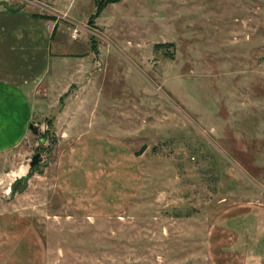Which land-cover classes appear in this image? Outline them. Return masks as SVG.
Returning a JSON list of instances; mask_svg holds the SVG:
<instances>
[{
    "label": "rangeland",
    "instance_id": "374dc122",
    "mask_svg": "<svg viewBox=\"0 0 264 264\" xmlns=\"http://www.w3.org/2000/svg\"><path fill=\"white\" fill-rule=\"evenodd\" d=\"M0 5L84 59L30 83L0 151V264H240L219 226L264 213V0Z\"/></svg>",
    "mask_w": 264,
    "mask_h": 264
},
{
    "label": "crops",
    "instance_id": "0c3cea01",
    "mask_svg": "<svg viewBox=\"0 0 264 264\" xmlns=\"http://www.w3.org/2000/svg\"><path fill=\"white\" fill-rule=\"evenodd\" d=\"M34 15L49 18L44 13L6 10L0 5V151L14 147L30 127V83L45 77L58 64H74L76 77L82 72V57H71L54 47L53 21ZM255 210L220 221L221 230L234 233L228 252L240 256L241 261L235 263L264 264V213L255 214Z\"/></svg>",
    "mask_w": 264,
    "mask_h": 264
},
{
    "label": "trees",
    "instance_id": "16d2710c",
    "mask_svg": "<svg viewBox=\"0 0 264 264\" xmlns=\"http://www.w3.org/2000/svg\"><path fill=\"white\" fill-rule=\"evenodd\" d=\"M121 0H96V13L95 15L91 16V19L97 17L100 12L109 4H115V3H118L120 2ZM34 17H37V18H47L49 19L48 17H44V16H38V15H34ZM161 47L163 46H166V45H160ZM25 179H23L24 181ZM19 182V181H18ZM17 184V181L16 183L13 185L12 187V190H15V185Z\"/></svg>",
    "mask_w": 264,
    "mask_h": 264
},
{
    "label": "water",
    "instance_id": "95a60500",
    "mask_svg": "<svg viewBox=\"0 0 264 264\" xmlns=\"http://www.w3.org/2000/svg\"><path fill=\"white\" fill-rule=\"evenodd\" d=\"M30 127H31V125H30ZM40 162H41L40 155H39V154H36V155L32 156L31 161H30V163H29V167H30V168H34V167L37 166Z\"/></svg>",
    "mask_w": 264,
    "mask_h": 264
},
{
    "label": "built area",
    "instance_id": "2783aa9c",
    "mask_svg": "<svg viewBox=\"0 0 264 264\" xmlns=\"http://www.w3.org/2000/svg\"><path fill=\"white\" fill-rule=\"evenodd\" d=\"M77 36H78V35H77V31H76V30H74V32H73V35H72V38H73V39H76V38H77Z\"/></svg>",
    "mask_w": 264,
    "mask_h": 264
}]
</instances>
